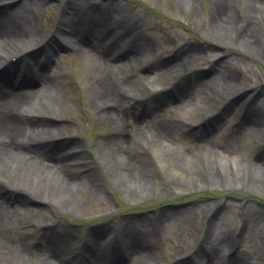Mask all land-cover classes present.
Wrapping results in <instances>:
<instances>
[{"label": "rangeland", "instance_id": "374dc122", "mask_svg": "<svg viewBox=\"0 0 264 264\" xmlns=\"http://www.w3.org/2000/svg\"><path fill=\"white\" fill-rule=\"evenodd\" d=\"M9 1L1 0L4 3ZM34 1L36 4L41 3L34 6L35 12L30 17L36 16L43 30L47 32L55 28L63 6L68 4L70 7L74 6L75 16L78 9H82L90 2H98L99 10L102 5H106L108 11L113 13V17L114 14L122 19L124 17L116 26L128 20L124 23L131 28L135 27L133 29L139 32L136 40L146 44L141 48L138 57L135 55L127 57L124 45H122L123 49L119 48L121 44L119 38L117 43L110 45V49L106 48L111 51L112 55L122 56L121 63L127 66L128 74L134 77L139 76L142 95L147 94L146 97H142L150 103L147 113L144 115L139 113L142 116L137 119L133 110L131 121L136 119L145 132L159 124L170 122L177 124L173 137L174 145L183 154L188 151L189 157H193L198 165L194 164V175L189 172L182 161L177 162V165L171 168L164 164L161 165L166 169L163 172L148 148L141 145L134 146L137 152L135 158L137 157L136 159L143 164L141 170L148 174L152 173L153 177L149 174L152 179L150 181L151 190L147 189L143 194L135 195L136 199H134V194L130 193L129 198L126 181L112 172L113 165H110L112 169L109 176L103 168V163L108 161L109 164V156L114 153L107 141L114 134L116 124L111 120L101 118L99 112L88 104L95 92L88 87L89 79L101 74L92 67H87L86 59L79 55L76 49L54 47L56 51L51 52L54 54L52 57L43 50L45 48L42 44L37 51L43 50V57L52 58L58 68L57 73L55 71L47 73L50 76L53 74L54 81H58H55L56 90H58L55 100L58 107H50L43 101L41 104L50 119L56 121L59 118L54 123L64 126L59 128L57 134H63L68 139V146L59 147L57 152L60 150L64 152L66 148L68 152H78L76 160L84 169L77 172L79 174L86 172L87 177L93 173H100L101 175L99 174L97 178L100 184H96L97 180L93 181L89 178V184L96 194H83L81 196L83 206L76 207L68 203L58 205L51 199V196L36 199L24 189L13 188V182L8 184L12 185L11 187L0 182V202L6 204L5 209L8 212H4L9 216V222L11 221L6 224L5 238L12 241L20 240V243H23V247L26 248V251L23 250L24 254L31 258L30 262L27 260L28 264H42L41 259H47L50 253L47 247L41 248L35 244L37 241L43 242L47 230L57 233L50 238L51 244L48 248L54 247V243L64 246L66 250L71 246L73 249L69 252H72L73 257L81 250L85 242L90 240L93 232L103 227L106 230L112 227L118 230L113 242L114 249L116 243L124 245L125 238L128 241L138 238L143 240L142 243H148L149 247L154 248L152 252L163 264H181L177 262H181L179 260L184 256H178L179 251L191 257L192 260L186 262L188 264L190 262L195 264L196 260H198L197 264H206L207 253L203 252L204 245L200 242L205 236L207 227L216 224L217 230H230L233 237H239V243L236 240V243H233L236 252L243 254L248 262L255 260V256H259L257 250L261 246V241L264 240V190L257 191L251 184L248 185L250 175L241 177L243 186L212 185L209 181L210 174L203 168V166L208 168L204 149L207 145L205 138L224 142L232 131H235L240 160L251 161L257 156L263 155L264 157V143L256 139L249 131L245 132L240 127L238 128L240 120L232 110L229 111L227 117H223V120L218 117L217 121H213L206 127L202 125V117L206 111L196 110L194 113H189L190 119L186 120L187 116L179 110L183 105L188 106L193 97L203 99L207 97L206 93L210 94L212 89H222L218 83L203 87V83H209L214 74L217 77L233 73L242 75L250 83H256L255 88L258 94L264 88V60H256L251 54L236 50L232 46L225 48L219 44V50L217 49L215 43L213 44L208 38L207 30H204V23H208V16L211 12L209 1L206 3L205 0H196L194 1L195 7L192 9L190 6L189 8L185 6V0H77V3H74L76 0ZM12 3H9L7 7L9 8ZM113 9L119 13L114 12ZM115 33H119L122 39V32L116 27L105 36L104 42H107L108 36ZM191 44L198 45L201 49L202 60L199 63L172 77L165 78L162 83L155 82L158 85L156 88L153 87V83L145 87L146 82L143 78L145 79L148 74L145 70L152 63H166L175 51H180ZM215 51L220 52L219 56L225 54L228 59L227 62H219L216 72L211 70L212 72L208 74L215 61L213 57ZM34 52L35 50L24 57ZM39 56L38 53L37 62H39ZM139 57L144 58V64L136 63ZM57 76L61 77L57 78ZM174 91L180 97L179 99H182L180 102L172 98ZM167 96L169 100L166 99ZM234 97H222L221 101L216 99L220 105H215L217 103L215 100L208 103L206 105L209 108L208 111L216 117L219 116L222 106L228 105ZM237 104L235 106L238 107ZM135 106L136 103L133 108ZM40 120L39 117L31 121V127L41 123ZM196 125H202L204 128L199 130V136L194 129ZM63 136L57 135L58 138ZM70 140H74V143L69 145ZM47 141L40 140V143ZM81 143L85 145L84 148L80 146ZM133 151H130L131 154ZM160 157L164 163L170 162L167 154L164 153ZM211 160H213L212 157ZM213 163L210 162L209 172L212 175L217 173L222 175ZM88 170L93 172L88 173ZM253 177L255 180H262L259 175H253ZM2 191L6 192L5 196L1 194ZM2 196L4 199L1 198ZM12 197L14 200L10 203ZM0 210L3 211V207ZM139 218H141L140 221ZM125 227H134L140 232L131 233L129 237H125L121 235V230ZM259 231H261L260 235ZM227 244L231 245L228 242ZM225 248H228L226 243ZM194 252L196 254H192ZM263 261L262 256L258 264H264ZM0 264L17 263L3 260ZM125 264L137 263L130 259Z\"/></svg>", "mask_w": 264, "mask_h": 264}, {"label": "bare ground", "instance_id": "6f19581e", "mask_svg": "<svg viewBox=\"0 0 264 264\" xmlns=\"http://www.w3.org/2000/svg\"><path fill=\"white\" fill-rule=\"evenodd\" d=\"M194 1L196 0H185V6L194 8ZM208 1L211 12L208 16V23H204V30H207L208 38L213 44L215 43L217 49L219 50V44L225 48L232 46L236 50L251 54L256 60H264V0H205L206 3ZM77 2V0L74 1V3ZM39 4H36L34 0H14L9 8L0 9V66L6 62V57L3 56L15 57L33 47L47 43L46 50H50V53L56 51L54 47L76 49L79 55L86 59V66L92 67L101 74L96 78L89 79L88 87L95 92L88 104L99 112L101 118L111 120L116 124L114 134L107 141L114 153L109 156V164L108 161L103 163V168L109 176L112 169H110V165H113L112 172L116 173L118 178L123 177L126 181L129 198L130 193L138 196L147 189L151 190L152 187L150 184L152 173H149L150 176L141 170L143 164L136 159L137 157L135 158L137 152L134 146L141 145L148 148L163 172L166 169L161 165L164 164L171 168L177 165V162L182 161L189 172L193 174L194 164L196 166L198 162L193 157H189L188 151L185 154L178 151L179 149L173 143L177 124L171 122L159 124L145 132L140 123L136 120L131 121L132 105L138 100L136 105L139 106V101L147 94L142 95L139 76L134 77L128 74L127 66L121 63L122 56L116 60L110 53L111 51L101 47L103 43L100 39L101 34L108 29L115 28L114 26L122 18L116 17L114 14L112 19L101 21L99 3L90 2V7L93 6L92 20L88 22L82 18L76 19L74 6L70 7L68 4L63 6L55 28L47 32L43 30L36 16L30 17L35 12L34 6ZM114 12L119 13L116 9ZM124 22H128V20H124L121 23L123 25L116 27L124 31V35L130 36L129 27H125ZM47 37H49L48 42ZM145 46L144 42L131 44L126 56L135 55L138 57L141 48ZM38 53L43 56L44 51L36 50L30 56L36 57ZM219 53L215 51L213 56L215 61L208 74L212 72L211 70L216 72L219 62H227L228 58L225 57V54L219 56ZM26 59L22 63L16 62L18 69L12 73L18 81L22 79L21 83L17 84L18 87L13 84V89L0 91V182L7 186L13 182L14 185H11L13 188L24 189L36 199H40L42 196H51V199L58 205L68 203L76 207L83 206L81 198L83 194H96L89 184V178L96 181L100 173H93L88 177L85 175L86 172L79 174L78 172L84 168L78 164L77 154L67 152L68 148L64 152L61 150L57 152L59 147H65L68 144L65 145L62 141L40 143V140H51L57 135H63L57 133L59 128H63L64 125L53 123L54 120L46 115V110L41 104L43 101L50 107H58L55 100L58 91L55 86L57 80L54 81L53 74L51 76L47 74L48 71L57 73L58 68L51 60L46 67L44 77H39L33 85L24 76L30 71L31 62L35 61V58L27 57ZM201 60L200 47L194 44L187 45L180 51H175L166 63H152L145 70L148 73L145 79L143 78L146 82L145 87L149 83H153V87L156 88L158 85L155 82L162 83L165 78L185 71ZM144 62V58L140 57L136 61L140 64H144ZM212 77L213 79L209 83H203V87L218 83L222 89L215 90L214 88L210 94L206 93L207 97L203 99L193 97L188 106H181L179 111L184 112L187 116L186 120L190 119L189 113H194L196 110L206 111L203 114V119L208 120L210 119L209 115L212 114L206 106L208 103L216 101V99L221 101L222 97L235 96L228 105L222 106L219 116L206 121L203 126L206 127L213 121H217L218 117L223 120V117H227L229 111L232 110L240 120L238 128L240 127L245 132L249 131L256 139L264 143V98L262 99L264 88L257 94L256 83H250L239 74L233 73L220 77L214 74ZM166 99L169 100L168 96ZM242 99L244 100L242 101ZM180 100L182 99L178 98L179 102ZM258 100L259 103H257ZM218 104L219 101L215 105ZM236 104L238 107L235 106ZM142 113L145 114V108ZM37 117L41 118L39 121L41 123L31 127V119L35 120ZM205 139H207V145L204 155L207 158L208 168L205 166L203 168L210 174L209 181L212 185L220 187L222 185L243 186L241 177L250 175L248 185L251 184L257 191L264 190L263 155L257 156L251 161L240 160L235 131H232L224 142H217V139L212 138ZM72 143L74 140H70L69 145ZM80 146L84 148L85 145L81 143ZM132 150L134 151L131 154ZM164 153L167 154L170 161L167 164L160 157ZM194 160L195 163H193ZM210 162H214V167L218 168L222 175L218 173L212 175L209 172ZM89 171L87 172L89 173ZM213 173L215 172L213 171ZM253 175H259L262 180H255ZM96 184H100L99 180ZM126 198L128 199V197ZM10 222L9 218L0 215V263L3 260H9L17 264H28L31 258L24 254L21 245L16 241H7L4 237V225ZM216 228V224L208 226L205 236L200 242L204 245L203 252L207 253L208 262L206 264L220 262L222 264H258L262 260V256L264 257V240L261 241V246L257 250L259 256H255V260L248 262L243 254L238 251L232 253L233 249L226 250L225 248L227 241L232 242L234 247L236 241L239 243V237H233L230 230H217ZM135 232H140V230H136L134 227H125L121 230V235L129 237L131 233ZM56 234L53 231L52 236ZM108 234L109 229L106 230L104 227L97 229L74 258L69 256V251H63L65 248L62 249V246L57 243L53 244L54 247L48 248L51 243H48L50 240L45 235L40 246L44 248L47 245L46 249L50 255L47 259H41V262L42 264H125L131 259L135 260L137 264H163L152 252L154 248L149 247L148 243H142L143 240L138 238L130 241L125 238L124 248L119 256L118 248L114 249L113 246L115 240L112 239L108 242L106 238ZM258 234L260 235L261 231ZM105 249L108 257L101 253ZM178 256H185V253L179 251Z\"/></svg>", "mask_w": 264, "mask_h": 264}]
</instances>
